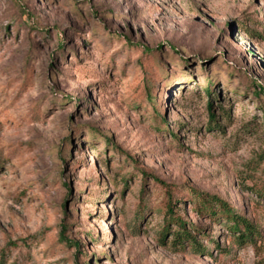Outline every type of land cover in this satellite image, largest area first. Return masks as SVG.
<instances>
[{"label":"rangeland","instance_id":"obj_1","mask_svg":"<svg viewBox=\"0 0 264 264\" xmlns=\"http://www.w3.org/2000/svg\"><path fill=\"white\" fill-rule=\"evenodd\" d=\"M0 264H264V0H0Z\"/></svg>","mask_w":264,"mask_h":264},{"label":"trees","instance_id":"obj_2","mask_svg":"<svg viewBox=\"0 0 264 264\" xmlns=\"http://www.w3.org/2000/svg\"><path fill=\"white\" fill-rule=\"evenodd\" d=\"M63 48V45H61V49ZM213 107L211 105V111H212V118L215 119V115L213 112ZM213 126L215 125L214 123L212 124ZM167 196H168V203H167V213L170 214L171 217H174V224L178 225L180 227V232L178 233V237L181 240H188V241H193L194 239V234L199 230L196 226L194 230H189L187 226L189 225L183 218L178 217L176 215L175 211V203H174V194H173V188L169 187L167 185ZM208 197L203 198V201H206ZM178 201V199H177ZM218 206V209L221 210L225 216V219L227 221H231L232 225L229 227V230L232 232H238L239 233V238L240 240H249V239H254V236L256 234H259V231L256 229L254 224L248 220L242 212L237 213L234 207L229 206L226 204L222 199L216 198L214 201H212L210 204H205L202 206V208H207V207H214ZM216 211L213 212L212 216H216ZM68 229L67 226H64L63 230L64 232L62 233V238L64 241H68V237L65 235L66 230ZM194 231V232H193ZM77 246H80L79 243H77ZM204 251H206V248L201 247Z\"/></svg>","mask_w":264,"mask_h":264}]
</instances>
